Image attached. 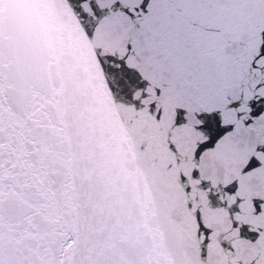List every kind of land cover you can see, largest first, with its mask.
I'll return each instance as SVG.
<instances>
[{"label":"snow or ice","instance_id":"obj_1","mask_svg":"<svg viewBox=\"0 0 264 264\" xmlns=\"http://www.w3.org/2000/svg\"><path fill=\"white\" fill-rule=\"evenodd\" d=\"M0 264H264V0H0Z\"/></svg>","mask_w":264,"mask_h":264}]
</instances>
